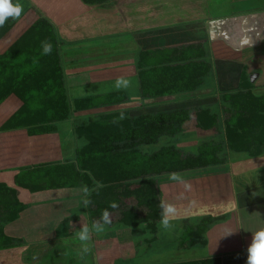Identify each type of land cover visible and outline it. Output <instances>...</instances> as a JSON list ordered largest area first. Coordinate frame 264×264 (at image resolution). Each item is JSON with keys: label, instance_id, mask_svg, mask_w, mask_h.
<instances>
[{"label": "crops", "instance_id": "0c3cea01", "mask_svg": "<svg viewBox=\"0 0 264 264\" xmlns=\"http://www.w3.org/2000/svg\"><path fill=\"white\" fill-rule=\"evenodd\" d=\"M19 2L23 4V13L26 9L28 10L26 14L16 19L15 24L1 39L14 34L15 41L43 13L54 24L58 35L64 40L63 44L66 47L62 44L61 48L68 49L65 51L66 60L63 68L70 102L95 94L90 92L72 98L68 92L69 88L74 91L80 85H102L105 81L117 80L121 77L131 83L130 87L137 86L140 92L138 97L141 98L144 94L142 73L144 68L152 63L149 59L153 51V48L143 51L142 41L153 38L155 42L161 44L163 40H166L165 36L169 37L170 33H176L178 36L179 31L189 26L190 29L201 27L204 39L202 36L196 39L197 42L194 38L188 43L204 44L211 54L212 82L209 84L211 88L208 87L206 90L210 92L214 90L215 96L236 93L241 87L244 69L250 81L256 84L257 91L264 89V0H243L238 11L219 17L209 16V13L200 14L202 10L199 12L195 9L194 19H190L191 22L183 25L175 24L174 27L170 25L173 28L165 23L168 20L165 18L167 12H163L164 17L161 13L167 5V3L164 4V0H146L144 14L140 11V3L137 0L96 2L19 0ZM238 4L239 1H237ZM152 6L157 7V10H154ZM105 12V17L110 21L114 18L112 22L120 23L121 20L126 30L105 33L102 30L105 29L106 24L105 17L104 19L102 17ZM202 16L204 17L202 21L195 20ZM26 19L31 20L32 24H28ZM189 28L188 30L193 33L194 29ZM125 32H132L130 38L125 36V39L119 38L109 43L102 39L103 42L92 44L94 39L110 35L118 36ZM128 43L131 47L126 49ZM106 46L114 47L117 51L101 56L99 52ZM8 47L9 45L5 46L0 53ZM76 51L84 52V54L74 57L68 55L69 52L76 53ZM145 54L151 57L144 60ZM115 91L123 92L128 97L127 90ZM107 92L109 91L104 93ZM19 102L17 108H19ZM75 118L77 114L73 113L68 119L55 123V129L49 132L34 133L35 131L32 130L30 133L27 128L0 131V183L15 190L17 199L24 205V209L19 211L17 218L8 221L3 227L5 235L11 238V243L16 246L0 250V264H12L13 255L18 256L20 262L26 264L22 260L21 253L22 248L27 246H29L28 254L33 260L31 264L33 262L34 264H127L128 261L138 260L149 263L147 261H150V256L164 259V262L167 261L165 263L170 262L168 258L170 249L166 247L169 244V232L162 229L160 225H108L102 234L92 235L89 242L90 252L82 253V245L76 233L87 224L85 222L87 218L89 226L93 220L100 219L93 218L90 206L86 210L82 207V193L79 191L82 185L42 186L40 180L37 181L40 173H43L48 182L55 180L52 177V170L55 167L65 168L63 165L68 166L76 161L77 150L86 141L76 135ZM67 120L73 123L70 127V133L72 131L70 141L74 143H71L70 156L66 154L69 147H66L65 141L61 139L62 133L58 127V123ZM238 163L242 164H237L242 169L235 172L237 175H234L230 167L226 171H217V174L214 173L211 177L207 175L208 177H199L194 181L199 186L204 182L212 183L216 190H210L209 194L207 192L199 194L196 191V197L192 196V200L196 201L195 206H192L193 212L202 214L204 212L202 210L205 209H202L201 204L204 203V198L209 197L213 199L212 204L215 206L212 208L220 212L219 215L222 216L221 219L209 223L206 244L201 246L202 249L198 252L201 258L206 256L222 258L226 255L245 253L252 241V232L264 227V152L251 156L247 160H239ZM208 171L214 172L215 169L211 168ZM261 194L262 196H259ZM178 197H176L177 201H179ZM81 210L86 214L82 215ZM205 211L209 213L208 209ZM176 226L179 231H183L184 225ZM225 229L235 232L230 236L222 237ZM162 231L166 235H162ZM125 235L128 236L125 238ZM179 254L184 256V253H178L177 257ZM182 259L184 258L179 260Z\"/></svg>", "mask_w": 264, "mask_h": 264}, {"label": "rangeland", "instance_id": "374dc122", "mask_svg": "<svg viewBox=\"0 0 264 264\" xmlns=\"http://www.w3.org/2000/svg\"><path fill=\"white\" fill-rule=\"evenodd\" d=\"M145 1L146 0H137V2L140 3H138L140 5L139 8L143 14L145 12ZM237 1H239L238 5ZM242 1L164 0V4L167 3V5L166 9H164L161 13L164 17L163 12H167L165 18H168V20L165 23H168V26L172 25L174 27L175 24L183 25L184 23L191 22L190 19H194L193 15L195 14V12H200V10H202L200 14L209 13V16L212 17H219L234 13L235 11L239 10ZM245 4L246 3L244 2V5ZM152 7H154V10H157V7ZM26 8H28L27 5ZM31 8L34 7L31 6ZM27 10L28 9H26V11L24 12L25 14ZM37 12L39 13V11ZM103 15L104 16L102 17L104 19V17L106 16V12ZM203 18L204 17L202 16L195 18V20L202 21ZM112 19L114 20V18ZM112 19L110 21L107 17H105V29H102L103 31H105V33H115L126 30V27L124 23L121 22V20L120 23H114L112 22ZM26 22H29L28 24H32V21L29 19H26ZM172 26H170V28H173ZM189 27L179 31L178 36L176 33H170L169 37L165 36L166 40H163V43L161 44L155 42V39L153 38L142 41L143 51L145 49H147V51L152 50V48L153 51L151 53L152 57L148 54H145L144 60H148L151 57L149 60H152V63L149 64V67L146 66L142 73V88L144 94L141 95V98L138 97L140 95V92L138 91L137 86L132 85V87H130L131 83L129 82V87L121 88L122 90H127L129 92V94L127 93L128 97L124 95L123 92H118L116 93L117 95L113 100L114 102L105 104L100 107L84 108L82 111L83 114H80L82 112L79 111L74 112L77 114V118H75L74 121L77 122V125H79L85 124L86 122L96 121L98 119H102V122L105 123L111 122L118 118L117 116H119L120 118L121 114H123L124 117V111L128 114V116L124 118H129L136 116L139 117V115L148 113L154 114L157 112H171L175 109L181 108L191 109L192 113H190V116H188L189 119H186L183 123L179 122L173 130H166V133L161 134L155 142L142 143L140 146L144 153H151L153 151V153H155V151H158L160 147L171 145L172 147L176 148L175 150L180 152V154L176 155L178 160L175 161V164L183 168H181L180 170L160 171L159 174L156 173L154 175H144L140 178L131 180L132 183H140L143 181H148L152 178L155 181V184H153V181H150L147 182V186L150 185L151 187L155 188V191L159 196V200L163 199L170 203H173L179 210L178 217L171 222L172 225H175V227L172 226L170 229H168L169 244L166 247H169L170 249V255L168 257L170 262L165 263L167 261L164 262V259H156L154 258V256H150V261H147L149 263L140 262V260H138L128 261L127 264H190L194 261H197L199 264H217V262L213 261V259L217 256H206L204 258L199 257L198 252L201 251L199 249H202L201 246H203L206 241L207 225H201L200 229H198V226L202 220H207V222H209L208 218L212 217L216 221L218 219H221L222 216L219 215L220 212H217L216 209L212 208L214 206L212 204L213 199H209L208 196H205L208 198H204V203L201 204V207L205 210L208 209L209 213H212L214 215H209V213L205 210H202L204 211L202 214H200L201 212L194 213L192 210V206H189L190 201H193L192 196L196 197V191L199 194H203L205 192L208 193L210 190H216V187H214V184L212 183L208 184L205 182L200 185V187L198 183L196 182L195 184L194 181L196 178L204 177L207 175L211 177L214 173L217 174V171H226L228 170L227 168L230 167L234 171V175H237V173L235 172L242 169L240 168L241 166H238L237 164H243V162L242 164L238 163L239 160H247L249 157L254 156V154L264 149V135H260L253 128H251L256 124V117H254L255 121H252V125H247L250 112L247 111L248 108L246 106V104H249L251 102L257 103L256 97L258 96H262L264 98V89L258 92L255 83L245 81L243 83V89L237 94H231L230 97H224L222 95L219 96V94L215 96L213 95V93L215 92L214 90L212 92L206 90L208 87L211 88L209 84H211L212 82L210 78V69L212 67L211 54L210 51H207V47L204 44L202 45L198 43H188V41L190 42L194 38L195 42H197L196 39L202 37L204 34L201 30V27L193 28L196 31L191 28L193 30V33L188 30ZM131 34L132 32H125L119 34L118 36L110 35L101 39H94L92 41V44L96 45L99 42L101 43L103 42L102 39L109 43V41L119 38L125 39V36L126 38H130ZM14 39V34L0 39V51L3 50L5 46H10ZM151 40L153 42L150 43ZM182 42L183 44H181ZM75 45H80V43H75ZM122 45H124V43ZM63 47H66V45L63 44ZM129 47L131 46L128 43L125 48L128 49ZM66 50L68 49L60 48V56L62 58V61L66 60ZM113 51H117V49H114V47L111 46H106L104 47V50L102 49V51L99 53H101V56L102 54L103 56H105L108 53L111 54ZM79 54L80 56H82L84 52L76 51V53H68V55H72V57L78 56ZM169 67L171 69L168 72L167 69ZM115 81L116 80L105 81L102 83V85H80L74 91L72 88H69L68 92L70 93V96L72 98L83 96L86 93L90 92H93L94 94H102L106 91L117 92L115 91L117 90L115 88ZM154 85H156V88L154 87ZM144 86L149 87L147 89H144ZM151 86L155 91H157L160 87H163L164 89L167 87H171L172 92H166L164 95H155L154 92H150L153 90L150 88ZM19 101L22 103L19 97H17L16 95H11V97L6 99L3 103H0V124L4 119L9 118L16 111ZM20 102L19 104L21 105ZM256 105L258 107L256 109V113L258 114V110L261 112V114L264 115V100H258V103ZM108 114H110L109 119L106 118ZM184 115L185 114H182L181 116ZM205 122H208V125ZM230 123H234L236 125V130L238 131L240 136L243 135L247 138V142L244 144V146H249H243V148H245L244 150L238 149L241 148L240 144H237V146L233 148L231 139L234 140V138L231 136L230 139V135L228 132V125ZM241 123H244L245 126ZM58 124V127L62 133L60 137L61 139L63 138V141H65V146L69 147L66 150V154L70 156L71 143H74V141H70V135L72 133V131L70 133V127L71 125H73V123L67 120ZM236 137L237 136H235V138ZM80 139L83 140V138ZM199 154H201L204 159L202 162H200V164L206 163V166L196 165L195 158H198ZM215 154L217 157H215ZM186 159L188 160V162L185 166V162L187 161ZM215 159L219 161L217 162ZM209 162H213V164L207 166V163ZM232 165H234V167ZM209 168H213L215 169V171L209 172ZM172 172L183 174L185 180L191 184V190L185 191L181 184L170 181L168 179V174ZM38 179L42 181L45 178L37 177V180ZM208 180L209 182H211L210 178H208ZM139 186V184L133 185L131 189L137 190L139 188L140 194L142 193L144 195V189H140L141 186ZM118 192L119 190L115 189L111 196L115 197ZM181 193L184 194V197L177 201L176 197L180 196ZM140 194L133 193V195L131 194V196L128 197H122V195H120L122 197L121 200L124 201V203H127L128 205L130 204L132 206H138L137 203L139 202L138 197ZM259 196H262V194ZM146 200L150 205V199L148 198ZM157 206L158 204L153 205V207L150 208L145 205L142 206L140 209L148 212H146L143 220L142 217H135L134 224L132 218L130 220L128 219L129 214L124 220L121 218L120 212L123 211L122 209H120V211L115 209L114 211L111 210L109 211L111 213V225H160L159 221L161 218V209ZM144 211L141 212L140 210V213L145 214ZM73 212H75V210ZM81 213L82 215L86 214L85 211L82 212V210ZM83 217L85 218V216ZM85 222H87L86 225H88V218L85 220ZM176 225H184V233L181 230L179 231ZM177 231L178 233H176ZM162 235H166L165 232L162 231ZM127 236L128 235H125V238ZM24 246H26V244ZM28 250L29 246L22 248V260L26 264H31L33 260L32 257L29 256ZM173 251L178 252L174 253ZM178 253H184V256H180L179 254V257H177ZM195 253L197 254L195 255ZM9 256L11 259L12 253ZM180 258L184 259L179 260ZM222 258V264H246L247 252L242 254L226 255ZM19 259L20 258L18 256L13 255L12 264H21L22 262H20Z\"/></svg>", "mask_w": 264, "mask_h": 264}, {"label": "trees", "instance_id": "16d2710c", "mask_svg": "<svg viewBox=\"0 0 264 264\" xmlns=\"http://www.w3.org/2000/svg\"><path fill=\"white\" fill-rule=\"evenodd\" d=\"M15 22L16 19H9L0 28V39L12 28ZM43 41L52 44L51 54L45 55L43 53L41 47ZM63 43L64 40L58 35L54 24L41 13V16L21 36L4 52L0 53V103H3L11 95L18 96L22 101L20 107L1 124L0 131L12 128H27L30 133L32 130L35 131L34 133L53 131L56 127L55 123L68 119L75 111L87 107H100L114 102L113 100L118 91L95 94L70 102L65 85L64 61L60 56V48ZM170 69L169 67L167 71L169 72ZM245 81L248 82L250 79L244 69L241 87L236 94L243 89ZM148 87L144 86V89ZM154 87L156 88V85ZM150 88L153 89L150 92H154L155 95L172 92L171 87L165 89L160 87L157 91L152 86ZM230 95L223 94L224 97H230ZM256 98L257 103L258 100H264L262 96ZM257 103L246 104L247 111L250 112L247 125H252V121H255L254 117H256V124L251 128L260 135H264V115L258 110V114L256 113ZM190 113H192L191 109L181 108L171 112L148 113L139 115V117L124 118L128 116L124 111L125 116L123 118L117 116L118 118L111 122L105 123L102 122V119H98L79 124L75 128L76 135L83 138L86 143L77 150L76 161L71 162L68 166L63 165L65 168L55 167L52 170V177L55 180L48 182L45 177L44 180L39 181L38 179L37 181L42 186L87 185L89 188H93L98 181L102 183L103 187L99 189V194L93 192L91 195L93 203L90 207L93 218H100L104 209L114 211L109 205L111 202H116L119 207L115 210H123L120 212L121 218L124 220L129 214L128 219L132 218L134 224L135 217H142L143 220L146 212H148L140 209L142 206L145 205L150 208L158 204L157 207H159L160 200L155 188L150 185L147 186V182L150 181L155 184L152 178L140 183H132L131 180L144 175L159 174L160 171L183 168L175 164V161L178 160L176 155L180 152L171 145L160 147L155 153H153L154 151L144 153L140 147L141 144L155 142L161 134L166 133V130H173L179 122L183 123L186 119H189ZM182 114L185 115L181 116ZM109 115H107V119L110 118ZM241 124L245 126L244 123ZM228 132L230 139L231 136L234 138V140L231 139L233 148L240 144L241 148L238 149L244 150L243 146L247 142V138L239 135L234 123L228 125ZM235 136L237 137L235 138ZM261 151L254 154V156L262 154L264 149ZM215 157H217L216 154ZM203 160L202 155L199 154V157L195 158L196 165L206 166V163L200 164ZM187 162L188 160L185 162V166ZM211 164L213 162L207 163V166ZM38 175L44 178L43 173ZM136 184L141 186L140 189H144L145 196L142 193L140 194L139 188L137 190L131 189ZM115 189H118L119 192L115 197H112L111 195ZM133 193L140 194L138 206L128 205L121 200L122 197L131 196ZM148 198L150 199V205L146 200ZM23 206L17 199L16 191L0 183V250L16 246L11 243V238L5 235L3 227L8 221L17 218L19 211L24 209ZM140 210L141 212L144 211L145 214H141ZM208 219L209 222L207 220L200 222L201 225H207V228L205 227L206 231L209 223L215 221L212 217ZM201 225L198 226V229ZM213 261L222 264L219 256L215 257ZM190 264L199 263L194 261Z\"/></svg>", "mask_w": 264, "mask_h": 264}, {"label": "clouds", "instance_id": "9594fccd", "mask_svg": "<svg viewBox=\"0 0 264 264\" xmlns=\"http://www.w3.org/2000/svg\"><path fill=\"white\" fill-rule=\"evenodd\" d=\"M24 11L23 4L19 0H0V28H2L9 19H19ZM43 53L45 55L51 54L52 44L48 41H43L41 44ZM129 87V81L125 78H117L115 81V88L120 90L121 88ZM123 118V114H121ZM168 179L170 181L179 183L183 186L185 191L191 190V184L188 183L183 174L172 172L168 174ZM103 187L102 183L96 182L93 188H89L87 185H83L79 191L82 193L81 204L83 208H88L92 203L91 195L93 192L99 194V189ZM183 193L180 194L179 199H182ZM196 201H190L189 206H195ZM110 208L116 209L119 205L116 202H111ZM159 207L161 209L160 214V227L164 230L170 229L172 225V220L178 217L179 210L177 206L166 200H160ZM111 213L108 209L102 211L99 220H93L91 225H84L76 233L78 240L82 245V253L87 254L90 252L89 242L91 241L93 234H102L106 231V226L111 225ZM235 231L231 229H225L222 237L230 236ZM246 264H264V227L259 228L255 232H252V241L247 248V260Z\"/></svg>", "mask_w": 264, "mask_h": 264}]
</instances>
